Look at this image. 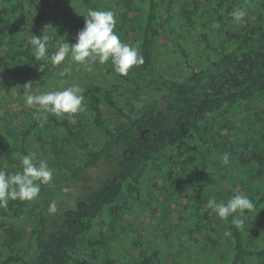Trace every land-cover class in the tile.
<instances>
[{
	"label": "trees",
	"instance_id": "16d2710c",
	"mask_svg": "<svg viewBox=\"0 0 264 264\" xmlns=\"http://www.w3.org/2000/svg\"><path fill=\"white\" fill-rule=\"evenodd\" d=\"M122 1L126 11L119 13L112 10L110 0H63V6L50 0H0V85L4 90L9 91L15 76L27 70L56 71L57 65L50 60L35 59L30 45L33 34L40 36L48 23L56 27L50 56L84 27V16L92 9L113 11L115 32L122 42L136 47L144 60L127 75L116 73L109 60L107 72L136 88L158 93L146 101L127 96L119 105L115 86L95 84L83 91L86 123L103 136L95 147H90L83 134L79 112H47L36 140L45 138L49 143L50 156L65 173V183L81 176L86 180L91 174L94 179L97 168L113 167L115 172L53 217L47 203L55 201L52 191L60 188L44 184L36 199L9 201L7 208H0L2 217L35 214L22 248L14 245L18 232L0 222L5 233L0 264H165L157 249L136 251L135 231L121 227L135 202L156 203L152 189L141 192L144 179L154 169L168 183L160 187L166 201L181 196L184 186L188 187L187 216L179 230L189 244L202 249L197 264H264V233L244 226L236 229L231 217L221 220L207 207L209 199L226 203L234 196L221 182L224 154L248 178L264 177V0ZM65 2L76 4L68 9ZM27 5L42 26L27 19ZM247 5L255 8L254 17L246 15L243 23L234 21L232 12ZM19 32L27 37L19 39ZM160 34L169 37L185 62L180 76L166 75L156 65L155 41ZM189 38L197 47L195 58L186 47ZM104 106L116 115L113 122L106 120ZM32 128L30 124L20 132L0 118V171H22V158L32 151L27 143ZM44 132L49 135L45 137ZM64 142L74 143L77 160L63 158ZM253 193L250 199L255 208L246 211L245 219L264 206V182ZM214 221L224 233L231 232L224 245L225 257L219 252L222 240Z\"/></svg>",
	"mask_w": 264,
	"mask_h": 264
},
{
	"label": "rangeland",
	"instance_id": "374dc122",
	"mask_svg": "<svg viewBox=\"0 0 264 264\" xmlns=\"http://www.w3.org/2000/svg\"><path fill=\"white\" fill-rule=\"evenodd\" d=\"M50 1L52 3L57 2L59 5L63 6V0ZM110 1L112 10H116L119 13L126 11V7L122 0ZM75 4L74 2H65V6L68 9L70 7L72 8ZM244 9L247 11V16L254 17L255 8L252 5H247ZM33 13L34 9L27 5V19L37 26H42L41 23L35 20ZM1 14L2 12L0 10V15ZM2 25V21L0 20V30ZM79 31L80 30L76 32L69 43L76 42L77 33ZM26 37V33H18L19 39H24ZM128 37L127 41L130 43L133 34H129ZM186 43L189 54L192 58H195L197 49L195 42L189 38ZM176 48V45L171 42L169 37L160 34L156 38L154 57L156 65L164 74L174 77L183 74L182 70L185 68V62L182 60ZM2 50L3 47L0 44V51ZM107 69L105 63L101 64L98 60L95 62L89 61L87 64H78L72 61L69 56L66 57L65 61L60 65H57L56 71L53 74L27 70L15 76L13 86L9 91L4 90L0 85V118H3L6 122L16 127L20 132L25 126L30 124L34 125V128H32L28 134L27 143L32 150L31 153L35 154V160L39 161L42 159L46 161L48 166L53 170L52 181L44 185L45 187L60 188L52 191V196L55 197L54 202L56 203L57 211L65 208L66 204H73L76 198L83 197V193L92 185L95 186L96 183L99 182L98 180L101 179L100 182H106V180L111 179L115 169L113 167L111 169L97 168L93 174L94 179L91 174L86 176V180L81 176L79 180L75 179L65 183V173L59 170L50 156L48 149L49 143L45 138L42 142L36 140L38 132L43 131L39 129L40 126H45V116L47 112L39 108V106L29 107L25 102V93L28 92L35 95L45 91L63 90L74 85L85 91L88 87L99 84L103 88L116 87V89H112L116 91L113 92V94L116 95L119 105H122L127 96H131L134 100L138 97H142L145 101L154 99L158 96V93L152 90L136 88L133 83L122 80L117 75L107 72ZM62 73H72L74 77L68 78L62 75ZM25 84H30L31 87L29 88L25 86ZM103 111L108 122H113L115 120L116 115H114L111 110L104 106ZM78 118L81 120V129L90 147L97 146L103 138L101 132L91 124L86 123L87 120L84 111L78 113ZM56 133L57 136L62 135L60 131ZM43 135L47 137L49 132H44ZM60 152L67 161H75L79 155V151H77L73 142H64ZM221 167L223 173H225V177L222 178L221 182L225 187L230 189L234 195L239 193L246 195L250 199L252 194H254L253 192L256 185L259 182H264V177L253 179L240 173L238 165L236 164L223 163ZM166 184L168 183L165 181V178H163L161 172L157 169L152 170L149 174V178L144 179L141 192L145 193L152 189L155 195H157L156 203H151L149 205L146 200L135 202L133 208L125 213L121 222V227L123 229H133L135 231L132 235L136 238L135 240H138L136 251L142 250L143 247H152L161 253L165 259V264H197L202 254V249L198 246L189 244L179 230L183 224V218L187 216L188 206L186 195L188 193V187L184 186L181 196L173 197L166 201L165 193L160 190V187ZM47 206L49 208V203H47ZM47 212H49L48 209ZM56 212H49V214L53 217ZM34 215V213L26 212L12 218L0 216V222H4L7 227L11 226L13 230L17 231L19 234L14 242L15 247L22 248L26 245L27 233ZM213 226L215 230L217 229L222 240L219 252L225 257V246L228 244L227 236L224 235V232L216 224V221H214ZM244 228L246 230L258 229L260 232L264 233V206L255 216L251 215V217L245 219ZM4 238L5 233L0 228V242Z\"/></svg>",
	"mask_w": 264,
	"mask_h": 264
},
{
	"label": "clouds",
	"instance_id": "9594fccd",
	"mask_svg": "<svg viewBox=\"0 0 264 264\" xmlns=\"http://www.w3.org/2000/svg\"><path fill=\"white\" fill-rule=\"evenodd\" d=\"M231 15L234 21L243 23L247 11L237 8ZM116 23L113 11L90 9L84 16V27L77 33L76 42L69 43L66 40L60 43L58 49L50 56L48 55L50 42L57 36V29L53 24L48 23L42 29L40 36L34 34L31 36L30 45L33 55L37 61L50 60L53 65H60L69 56L78 64L97 60L104 64L111 60L116 73L127 75L133 66L142 65L144 60L136 47L121 41L115 32ZM25 86L31 87L30 84ZM25 97L29 107L39 106L44 111L56 115L75 114L85 110L83 89L75 85L63 90L45 91L35 95L26 92ZM34 157V153L23 156L21 172L8 174L0 171V208H7L9 201L36 199L40 193V185L52 181L53 170L48 163L42 159L36 161ZM229 159V154H224L222 157L224 164L229 163ZM207 207L221 220H228L231 217V225L236 229H243L245 213L254 210L255 205L246 195L237 193L226 203L215 198L209 199ZM48 211L50 213L57 211L54 201L49 204ZM230 234V231L224 233L225 236Z\"/></svg>",
	"mask_w": 264,
	"mask_h": 264
}]
</instances>
